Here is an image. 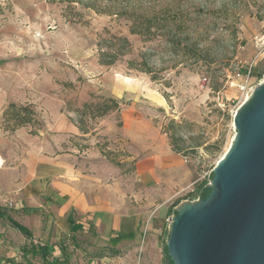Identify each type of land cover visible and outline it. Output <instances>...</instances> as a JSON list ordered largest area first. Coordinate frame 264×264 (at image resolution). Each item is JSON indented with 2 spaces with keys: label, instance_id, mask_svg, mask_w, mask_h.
<instances>
[{
  "label": "rangeland",
  "instance_id": "374dc122",
  "mask_svg": "<svg viewBox=\"0 0 264 264\" xmlns=\"http://www.w3.org/2000/svg\"><path fill=\"white\" fill-rule=\"evenodd\" d=\"M179 2L197 28L215 39L211 55L216 62L209 68L200 63L172 68L178 59L168 47L160 39L144 42L130 34L126 20L84 9L75 21L66 5L53 0H0V139L55 138L64 133L59 116L71 118L88 131L75 143L86 151L98 149L126 177L135 164L130 142L121 134L123 111H130L134 120L194 147L184 156L200 180L193 190L163 202V246L176 208L208 193L212 170L235 137V113L264 80V0ZM106 29L132 44V52L112 66L101 65L98 58L97 43ZM140 53L149 58L158 79L128 69L127 62ZM100 96L117 98L121 110L94 117L84 104ZM11 103L28 106L31 123L7 129ZM67 134L64 148L70 149ZM1 208L14 217L12 207ZM39 263L45 261L38 244L7 217L0 218V264Z\"/></svg>",
  "mask_w": 264,
  "mask_h": 264
},
{
  "label": "crops",
  "instance_id": "0c3cea01",
  "mask_svg": "<svg viewBox=\"0 0 264 264\" xmlns=\"http://www.w3.org/2000/svg\"><path fill=\"white\" fill-rule=\"evenodd\" d=\"M133 118L123 111L121 134L135 160L126 177L98 149L75 143L82 131L71 118L59 116L64 133L55 138L0 139V207H12L32 241L48 247L45 264H170L163 202L200 178L166 135Z\"/></svg>",
  "mask_w": 264,
  "mask_h": 264
},
{
  "label": "water",
  "instance_id": "95a60500",
  "mask_svg": "<svg viewBox=\"0 0 264 264\" xmlns=\"http://www.w3.org/2000/svg\"><path fill=\"white\" fill-rule=\"evenodd\" d=\"M235 139L212 170L208 193L177 208L173 264H264V81L234 116Z\"/></svg>",
  "mask_w": 264,
  "mask_h": 264
},
{
  "label": "trees",
  "instance_id": "16d2710c",
  "mask_svg": "<svg viewBox=\"0 0 264 264\" xmlns=\"http://www.w3.org/2000/svg\"><path fill=\"white\" fill-rule=\"evenodd\" d=\"M59 4L66 5L72 13L75 21L82 16V10L91 9L100 14H107L116 19L126 20L128 30L132 35H138L145 41L160 39V43L168 47L173 58L176 60L172 68H191L196 64L211 67L216 58L212 57L211 51L215 39H209L208 31L199 30L193 23L190 15L182 8L179 0H53ZM219 11L212 10V13ZM206 37L208 39H206ZM99 63L104 66H112L121 61L123 57L132 52V44L127 36L113 33L106 29L98 40ZM130 70L146 73L153 80L158 79L153 73V67L149 63V58L145 53H140L138 58L127 62ZM166 97V96H165ZM167 98V97H166ZM122 103L112 96H100L98 102L94 100L86 102L84 109L91 111L94 117H102L112 111H120ZM12 113L7 129L15 130L28 125L32 121V110L28 106H18L11 103L6 112ZM86 113V111H84ZM175 122L172 121V124ZM80 130L86 134L88 131L79 125ZM168 133V131H166ZM171 145L174 151L186 155V151L193 149V146H181L174 134H170ZM182 140V139H181ZM183 142V140H182ZM200 146V145H199ZM209 191V189H208ZM207 191V192H208ZM206 195V194H204ZM8 218L12 227L20 231L26 238L33 239L32 232L24 225L16 221L13 217H8L4 209L0 207V218ZM75 226L74 229H78ZM44 261L47 260L48 247L38 245ZM164 254L170 259L167 246L164 245Z\"/></svg>",
  "mask_w": 264,
  "mask_h": 264
},
{
  "label": "bare ground",
  "instance_id": "6f19581e",
  "mask_svg": "<svg viewBox=\"0 0 264 264\" xmlns=\"http://www.w3.org/2000/svg\"><path fill=\"white\" fill-rule=\"evenodd\" d=\"M263 81H264V80H263ZM263 81H262V82H263ZM251 95H252V93L248 95V97L246 98V100H245L243 103H245L246 101H248V100L251 98ZM235 135H236V134H235ZM234 139H235V137H234ZM234 139H233V141H234ZM233 141H232V143H233ZM232 143H231V145H232ZM231 145H230V147H231ZM230 147H229V148H230ZM228 150H229V149H228ZM228 150H227V151H228ZM226 153H227V152H226ZM226 153H225V154H226ZM225 154H224V155H225ZM222 158H223V157H222Z\"/></svg>",
  "mask_w": 264,
  "mask_h": 264
}]
</instances>
